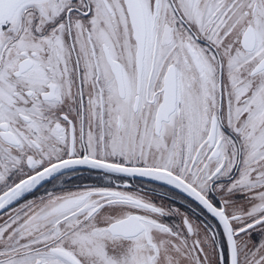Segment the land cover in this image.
<instances>
[{"label": "snow or ice", "instance_id": "snow-or-ice-1", "mask_svg": "<svg viewBox=\"0 0 264 264\" xmlns=\"http://www.w3.org/2000/svg\"><path fill=\"white\" fill-rule=\"evenodd\" d=\"M0 264H264V0H0Z\"/></svg>", "mask_w": 264, "mask_h": 264}]
</instances>
